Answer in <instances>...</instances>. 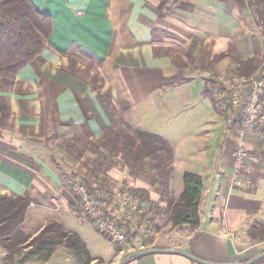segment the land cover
<instances>
[{"label":"crops","instance_id":"1","mask_svg":"<svg viewBox=\"0 0 264 264\" xmlns=\"http://www.w3.org/2000/svg\"><path fill=\"white\" fill-rule=\"evenodd\" d=\"M32 2L52 18V32L10 84L0 82V198L29 201L22 227L33 225L31 219L41 222L33 235L50 219L64 225L69 214L75 217L76 198L67 183L89 181L93 167L110 164L105 173L109 189L128 176L143 180L145 171L131 175L127 164L113 159L110 148L100 143L103 134L126 125L154 133L155 120L171 124L190 105L188 110L203 111L202 117L183 124L186 130L200 125V132L176 154L172 150L169 188L178 196L184 171L201 177L199 224L192 230L172 228L161 180L146 171L155 175L150 202L159 231L155 242L145 244L182 250L215 264H248L263 253L264 237L253 238L251 227L264 226V123L243 136L238 123L227 126L226 94L218 77L236 72L241 62L254 59L260 66L264 61V0ZM178 73L188 75L167 86L166 78ZM193 83L200 95L196 109L186 91ZM176 127L170 125V135H176ZM238 147L247 151L241 174L250 183L243 187L231 183ZM28 212L33 215L29 220ZM91 229L86 236L70 230L86 246V264H117L130 253L118 252L93 225ZM147 249L135 246V251ZM5 253L0 244V264ZM26 264L82 263L60 246L47 261ZM126 264L202 263L178 253H151ZM250 264H264V257Z\"/></svg>","mask_w":264,"mask_h":264},{"label":"trees","instance_id":"2","mask_svg":"<svg viewBox=\"0 0 264 264\" xmlns=\"http://www.w3.org/2000/svg\"><path fill=\"white\" fill-rule=\"evenodd\" d=\"M52 28V18L40 12L32 0H5L0 4V82L10 84V79L22 66L39 55ZM254 63V59L241 62L234 73L248 75L258 65ZM184 79L182 75L173 74L166 78L165 84L171 86ZM101 140V144L110 148L111 154L121 155L131 171H153L157 174L172 228L186 225L192 230L198 226L202 179L196 173L184 171L180 193L174 196L170 192L173 148L168 140L132 125L108 128ZM94 169L91 168L92 173ZM139 190L148 202V209L153 211L148 192ZM28 205L29 201L24 197L0 198V244L6 252L1 264L45 262L60 246L86 264L89 253L84 242L76 232L66 229L61 221L50 220L34 236L24 231L22 223ZM251 235L253 238L264 237V226L251 227Z\"/></svg>","mask_w":264,"mask_h":264},{"label":"built area","instance_id":"3","mask_svg":"<svg viewBox=\"0 0 264 264\" xmlns=\"http://www.w3.org/2000/svg\"><path fill=\"white\" fill-rule=\"evenodd\" d=\"M218 80L226 94L227 126L238 123L239 135L243 136L264 123V61L248 75L230 73ZM234 157L231 183L234 187H243L250 183L241 174L247 151L238 147ZM67 184L76 198L78 222L93 225L118 252H136L135 246L153 247L154 244L145 242H155L159 230L153 211L148 209V202L138 187L125 181L109 189L106 175L101 172L93 173L89 181L70 180ZM52 202L57 204L56 200Z\"/></svg>","mask_w":264,"mask_h":264},{"label":"rangeland","instance_id":"4","mask_svg":"<svg viewBox=\"0 0 264 264\" xmlns=\"http://www.w3.org/2000/svg\"><path fill=\"white\" fill-rule=\"evenodd\" d=\"M179 75H182L184 77L185 75H188V74L187 73H178V76ZM186 82H191V81L186 80ZM186 91L189 92L191 94V96L194 97V98H192V100L189 103L192 102V104H195V106H194L195 109L196 108H200L201 107V104L196 100V98H199V96H200L199 95V92L197 91V85H195L193 83L191 85V87H189L188 90H186ZM164 97H168V96H164ZM168 98H170V96ZM189 108H190V105H187L186 106V110L187 111L183 113V114H185V113L187 114L188 113V115L186 116V118H183L184 115L182 113H180V115H176V116H173L172 117V120H175V121L172 122L171 124H167L166 123L167 121L157 122L155 120V125H153L151 127V128H153V130H151V131H153L155 133V130H156L157 133L160 134V136H163L165 139L171 141L172 146H173L172 148H173L175 154L177 153V150H178L177 148H179V146L183 145L186 140H189L191 138V136H193V137L194 136H198L199 134H197V133L200 132L199 131L200 125H198L197 128L191 127L189 130H186V127L187 126L183 124L184 122L185 123H189V122H192V121L195 122L197 119H199V118L202 117L201 115H202L203 111H196V112L195 111H190V110H188ZM201 123H203V122H201ZM173 124H176L177 125V127L175 128L176 135H170L169 134L170 125L173 126ZM139 129L144 130V131H149L148 128L139 127ZM194 132H196L197 135ZM183 133H186V135L184 137H183ZM174 152H173V154H174ZM111 155L113 156V159L117 158L120 161L122 160V157H121V155L119 153L118 154H111ZM117 159H115V160H117ZM122 161L126 165V162L124 161V159ZM105 165L97 166L98 168L93 167V168H95L93 173L101 172V173L105 174L108 171L110 164L107 163ZM114 174H116V171L114 172ZM129 174H131V175L134 174L133 171L130 172V168H129ZM105 175H108V173L105 174ZM145 176H148L149 180H147V181L144 180V179L147 178V177L145 178ZM145 176H144V179L143 178H140V179H143L141 181H138V180L136 181V179L134 177L133 178H130L128 176V179L126 181H128L130 183L134 182V184L136 186H138L139 189H144L147 192H150V193H148V197L151 198V195H154L155 196V175L154 174L153 175L146 174V172H145ZM151 206L153 208L155 207V205L153 204L152 201H151ZM46 214H47L46 217H49V218L55 216L54 214H51V213H46ZM31 215L32 214H30L29 212L26 214V217L28 218V220H29V217ZM42 217H43V215L37 216V218H40V219H43ZM24 218H25V216H24ZM66 219L67 220H63L66 229H68V230H77V229H79L81 231V233H83L84 236H86L88 233L92 232V229H91L92 225H90V223H89V225H84V226L82 225L81 226V224L78 223V220H76V218L73 216V214H69ZM31 220H33V222H34L33 225L28 224L29 223L28 222L27 225L25 227H23L24 231L25 232H28L29 234L32 233L35 229H37L40 226V223H41L40 222V223L36 224V221H37L36 219H31ZM50 220H53V219H50ZM50 220H48L47 222H49ZM42 227L39 228V230L42 229ZM34 235L35 234H33L31 236H34ZM105 245H106V247L108 249H110V250L112 249L110 247V245H108L107 242H105Z\"/></svg>","mask_w":264,"mask_h":264},{"label":"water","instance_id":"5","mask_svg":"<svg viewBox=\"0 0 264 264\" xmlns=\"http://www.w3.org/2000/svg\"><path fill=\"white\" fill-rule=\"evenodd\" d=\"M151 253H178L181 254L183 256H186L187 258L194 260L196 262L202 263V264H215V263H210V262H206L203 261L201 259H199L198 257L182 251V250H176V249H167V248H150L147 250H142V251H136V252H132L127 254L123 259H121L117 264H126L128 261H130L131 259L137 258V257H141L143 255H147V254H151ZM264 257V252L261 253L260 255L254 257L253 259H251L248 264L250 263H255V261L259 260L260 258Z\"/></svg>","mask_w":264,"mask_h":264}]
</instances>
